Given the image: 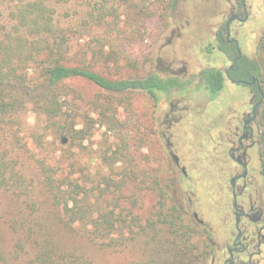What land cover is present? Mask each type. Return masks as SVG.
Returning <instances> with one entry per match:
<instances>
[{"label": "rangeland", "instance_id": "1", "mask_svg": "<svg viewBox=\"0 0 264 264\" xmlns=\"http://www.w3.org/2000/svg\"><path fill=\"white\" fill-rule=\"evenodd\" d=\"M258 2L254 3L255 19L246 26V49L251 54L255 46L261 47L256 52L257 60L264 57V4L258 5ZM56 8L61 14V24L70 25L73 31L67 51L68 65L84 67L110 79L141 77L152 73L154 54L160 49L163 64L174 57L186 65V80L190 83L182 92L172 89L166 99L157 93L160 100L154 105L153 98L144 91L113 93L85 78L74 77L57 84L55 95L61 109L55 118L56 124L52 125L37 111V106L30 103L15 114L14 122L2 133L0 147L13 165L14 176L22 178L24 185L32 188L38 205L37 215L52 245L61 251L82 253L92 264L140 262L149 254L144 243L146 237L141 233L127 247L115 250L89 241L79 231L78 224L68 229L56 216L59 210L53 209L46 199L40 180L42 168L50 169L52 176H72L73 179L84 176L86 189L93 191L103 189L109 179L110 184L103 191L106 200L101 206L106 210L112 207L109 203L112 194L126 197L123 202L119 201V206L131 208L137 225L157 220L159 208L167 211L173 205L177 209L181 205L185 207L191 198L199 217L220 243L221 225L228 217L224 205L228 199L224 194L226 176L222 175L218 164H211L209 160L214 147L211 135L215 134L212 120L218 107L206 91L199 88L196 92L200 87L197 74L201 69L226 65L214 57L215 53H205L210 37L206 23L215 12L210 1L120 0L112 9L105 0L102 20H95V5H90L93 15L87 17L86 27L81 31L77 30V20L85 5L73 1ZM184 18L189 24L180 26V36L176 37L175 32L174 44L165 46L169 30L184 23ZM2 22L7 26L11 24L8 20ZM29 74L36 77L31 70ZM231 93L233 86L225 82L219 97ZM174 107L182 110L177 112L182 119L176 124L175 133L179 136L176 147L187 172L186 178L173 167L163 139L157 133L159 128L156 132L153 126L154 119L156 124L163 123L164 113ZM62 137L66 142H61ZM119 176H134V181L118 188L115 180ZM179 183L182 191L185 190L183 198L181 193L174 194L175 189L180 188ZM15 209L12 192L0 187V248L6 250L9 249L6 220ZM183 220L186 222L185 217ZM202 234L192 230L188 243H198ZM163 255L176 259L170 253L157 257ZM8 258L9 264H31L30 253L17 257L9 253ZM195 263V259H190L187 264Z\"/></svg>", "mask_w": 264, "mask_h": 264}, {"label": "trees", "instance_id": "2", "mask_svg": "<svg viewBox=\"0 0 264 264\" xmlns=\"http://www.w3.org/2000/svg\"><path fill=\"white\" fill-rule=\"evenodd\" d=\"M73 1L85 5L83 14L77 20V30H83L87 17L93 15L89 11L90 5H95V20H102L105 0H0V138H4L2 133L14 122L15 114L28 103L36 105L40 114L52 125L56 124L55 118L60 114L61 105L55 90L59 82L70 78H85L113 93L141 90L154 97L155 90L182 85L153 73L110 79L84 67L68 65L67 51L73 31L70 25L61 24V14L56 6ZM108 1L113 9L120 0ZM4 20L11 21L10 26L2 22ZM30 70L35 78L29 74ZM250 73L258 74L259 68L256 65L251 67ZM219 75L214 68L203 71L204 80L213 95L222 87ZM258 117L261 129L260 169L264 174V104ZM12 167L0 147V187L12 192L16 204V209L6 220L9 249L0 248V264H9V253L12 257L30 253L31 264H92L90 258L82 253L61 251L52 245L37 215L38 205L32 188L25 186L22 178L14 176ZM82 177L52 176L51 170L46 168L41 171L40 180L46 199L53 209L59 210V216H56L68 229L78 224L79 231L89 241L115 250L127 247L137 235L143 234L149 254L140 262L131 261L128 264L188 263L190 259L182 253L186 251L192 230L180 217L176 206L169 207L167 211L159 208L157 220L137 225L131 208L119 206V201L123 202L126 197L112 194L109 197L112 207L106 210L101 206L106 200L103 191L110 184L109 179L103 189L93 191L86 189V181ZM116 179L115 183L121 188L125 182L132 183L134 176H119ZM163 253H170L176 259H168L164 255L157 257Z\"/></svg>", "mask_w": 264, "mask_h": 264}, {"label": "flooded vegetation", "instance_id": "3", "mask_svg": "<svg viewBox=\"0 0 264 264\" xmlns=\"http://www.w3.org/2000/svg\"><path fill=\"white\" fill-rule=\"evenodd\" d=\"M213 6L208 25L210 37L205 45V53L226 62L222 68L208 66L201 69L198 74L199 88L206 91L210 100L217 107L212 120L211 135L213 152L210 155V163L218 164L221 173L226 176L224 194L228 217L224 218L222 227V241L215 240L212 230L198 215L191 198L187 205L178 209L180 217H185L194 232H203L201 240L196 244L187 243L183 252L189 259H195V264H264V174L260 169V124L259 111L264 104V57L256 58V52L261 47L255 46L253 53L246 49L248 28L247 23L255 19L254 3L264 4V0H209ZM184 23L169 30L166 45L174 44L172 40L180 36V26L189 24L184 18ZM199 23V22H198ZM164 46V44H163ZM160 49L154 54L152 70L164 79L175 80L181 83L167 90H155L154 105L157 93H161L164 99L172 89L182 92L190 82L186 80V65L177 61L174 57L165 64L161 62ZM177 63L178 66L173 65ZM259 68V73H250L253 66ZM214 68L219 72L222 87L215 95L207 87L203 71ZM225 82L233 86V93L227 97H219L224 90ZM160 100V99H159ZM184 110V109H183ZM181 108H171L164 113L163 123L153 126L156 132L159 128V136L163 139V146L175 169L180 170L182 177H187V172L178 154L176 143L178 135L175 127L182 119ZM199 111V110H197ZM177 114V115H176ZM174 194L183 198L181 183ZM179 191V192H178ZM185 222V223H186ZM185 249V248H184Z\"/></svg>", "mask_w": 264, "mask_h": 264}, {"label": "water", "instance_id": "4", "mask_svg": "<svg viewBox=\"0 0 264 264\" xmlns=\"http://www.w3.org/2000/svg\"><path fill=\"white\" fill-rule=\"evenodd\" d=\"M61 142H63V143L66 142V138L65 137H62L61 138Z\"/></svg>", "mask_w": 264, "mask_h": 264}]
</instances>
